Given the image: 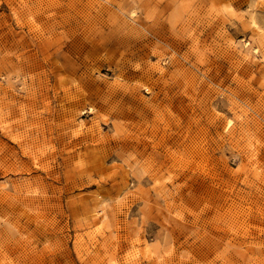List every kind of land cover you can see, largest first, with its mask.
Returning a JSON list of instances; mask_svg holds the SVG:
<instances>
[{
    "label": "rangeland",
    "instance_id": "rangeland-1",
    "mask_svg": "<svg viewBox=\"0 0 264 264\" xmlns=\"http://www.w3.org/2000/svg\"><path fill=\"white\" fill-rule=\"evenodd\" d=\"M0 264H264V0H0Z\"/></svg>",
    "mask_w": 264,
    "mask_h": 264
},
{
    "label": "bare ground",
    "instance_id": "bare-ground-1",
    "mask_svg": "<svg viewBox=\"0 0 264 264\" xmlns=\"http://www.w3.org/2000/svg\"><path fill=\"white\" fill-rule=\"evenodd\" d=\"M89 111H91V109H89L88 112H89ZM84 113H86V112L81 111L80 115H83Z\"/></svg>",
    "mask_w": 264,
    "mask_h": 264
}]
</instances>
